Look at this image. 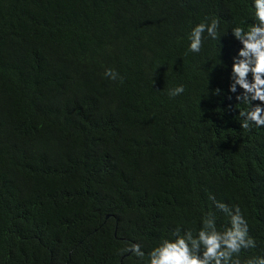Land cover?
Segmentation results:
<instances>
[{"label": "trees", "instance_id": "obj_1", "mask_svg": "<svg viewBox=\"0 0 264 264\" xmlns=\"http://www.w3.org/2000/svg\"><path fill=\"white\" fill-rule=\"evenodd\" d=\"M252 3L0 0V264H145L177 227L228 224L210 197L257 242L241 264L264 255V127L229 91ZM212 18L221 38L189 52Z\"/></svg>", "mask_w": 264, "mask_h": 264}, {"label": "clouds", "instance_id": "obj_2", "mask_svg": "<svg viewBox=\"0 0 264 264\" xmlns=\"http://www.w3.org/2000/svg\"><path fill=\"white\" fill-rule=\"evenodd\" d=\"M253 22L247 21L231 29V34L241 47L231 66L229 91L242 92L236 100L247 105L240 110V127L251 131L252 127H264V0H253ZM246 25V26H245ZM219 20L212 18L210 22H201L189 33L188 51L199 53L203 46L204 34L215 40L218 37ZM105 76L117 80L122 78L113 69H106ZM183 85L169 89L172 98L183 94ZM220 94V89L215 90ZM215 207L228 218V224L223 229L217 226L214 213L209 212L202 217L201 227L195 233L193 230L175 228L169 237L163 238L147 253L145 264H241L239 259L243 250L257 247L254 237L249 234V226L240 211L239 206L229 207L227 204L215 201ZM131 253L144 260L146 253L139 243H131L120 250V255ZM243 264H264V255L252 256Z\"/></svg>", "mask_w": 264, "mask_h": 264}]
</instances>
